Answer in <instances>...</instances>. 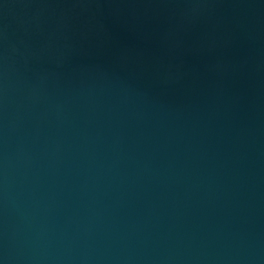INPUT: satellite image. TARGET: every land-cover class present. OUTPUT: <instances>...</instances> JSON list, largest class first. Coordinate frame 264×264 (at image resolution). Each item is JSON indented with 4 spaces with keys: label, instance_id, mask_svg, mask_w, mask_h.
<instances>
[{
    "label": "water",
    "instance_id": "1",
    "mask_svg": "<svg viewBox=\"0 0 264 264\" xmlns=\"http://www.w3.org/2000/svg\"><path fill=\"white\" fill-rule=\"evenodd\" d=\"M0 264H264V0H0Z\"/></svg>",
    "mask_w": 264,
    "mask_h": 264
}]
</instances>
